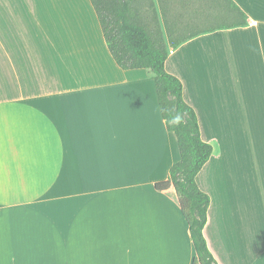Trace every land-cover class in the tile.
Listing matches in <instances>:
<instances>
[{"label": "crops", "instance_id": "obj_1", "mask_svg": "<svg viewBox=\"0 0 264 264\" xmlns=\"http://www.w3.org/2000/svg\"><path fill=\"white\" fill-rule=\"evenodd\" d=\"M230 1L244 26L214 0L165 7L189 38L165 70L213 147L210 253L264 264V0ZM179 161L151 72L118 67L89 0H0V264H192L173 186L155 189Z\"/></svg>", "mask_w": 264, "mask_h": 264}, {"label": "trees", "instance_id": "obj_2", "mask_svg": "<svg viewBox=\"0 0 264 264\" xmlns=\"http://www.w3.org/2000/svg\"><path fill=\"white\" fill-rule=\"evenodd\" d=\"M157 1L161 21L153 0H89L118 67L147 69L152 74L161 116L167 129L174 133L180 154V161L169 169L167 181L156 184L155 189L163 191L168 182L173 186L195 251L192 264H217L203 234L210 197L196 183L197 175L212 156L213 147L201 137L196 113L184 100L182 81L165 70L168 48L175 49L189 39L180 36L184 26L175 17L167 18L165 7L173 10L176 2L183 4L187 0ZM214 1L227 16L230 12V27L246 24L245 15L230 0ZM228 22L223 20V24Z\"/></svg>", "mask_w": 264, "mask_h": 264}]
</instances>
